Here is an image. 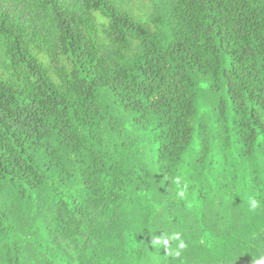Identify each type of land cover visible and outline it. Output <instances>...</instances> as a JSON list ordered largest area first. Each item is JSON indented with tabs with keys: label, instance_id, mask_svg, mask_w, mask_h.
Wrapping results in <instances>:
<instances>
[{
	"label": "trees",
	"instance_id": "obj_1",
	"mask_svg": "<svg viewBox=\"0 0 264 264\" xmlns=\"http://www.w3.org/2000/svg\"><path fill=\"white\" fill-rule=\"evenodd\" d=\"M0 264H264V0H0Z\"/></svg>",
	"mask_w": 264,
	"mask_h": 264
},
{
	"label": "rangeland",
	"instance_id": "obj_2",
	"mask_svg": "<svg viewBox=\"0 0 264 264\" xmlns=\"http://www.w3.org/2000/svg\"><path fill=\"white\" fill-rule=\"evenodd\" d=\"M206 111V109H204V108H200V113L201 114H204V116L206 115L204 112Z\"/></svg>",
	"mask_w": 264,
	"mask_h": 264
}]
</instances>
